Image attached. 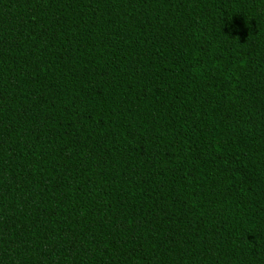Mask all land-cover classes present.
Segmentation results:
<instances>
[{
    "label": "trees",
    "instance_id": "16d2710c",
    "mask_svg": "<svg viewBox=\"0 0 264 264\" xmlns=\"http://www.w3.org/2000/svg\"><path fill=\"white\" fill-rule=\"evenodd\" d=\"M0 264H264V0H0Z\"/></svg>",
    "mask_w": 264,
    "mask_h": 264
}]
</instances>
